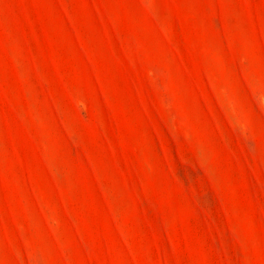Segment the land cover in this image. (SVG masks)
Wrapping results in <instances>:
<instances>
[{
    "label": "rangeland",
    "instance_id": "obj_1",
    "mask_svg": "<svg viewBox=\"0 0 264 264\" xmlns=\"http://www.w3.org/2000/svg\"><path fill=\"white\" fill-rule=\"evenodd\" d=\"M0 264H264V0H0Z\"/></svg>",
    "mask_w": 264,
    "mask_h": 264
}]
</instances>
